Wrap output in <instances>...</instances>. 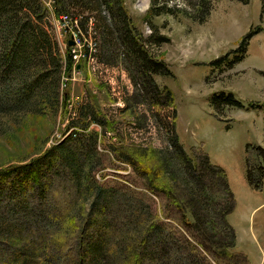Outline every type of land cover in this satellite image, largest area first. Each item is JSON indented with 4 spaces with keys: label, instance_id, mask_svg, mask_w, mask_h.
<instances>
[{
    "label": "trees",
    "instance_id": "obj_1",
    "mask_svg": "<svg viewBox=\"0 0 264 264\" xmlns=\"http://www.w3.org/2000/svg\"><path fill=\"white\" fill-rule=\"evenodd\" d=\"M234 1L247 4L249 0ZM187 2L193 6L192 1ZM210 2L198 0V12L188 16L203 22ZM261 9L264 14V0ZM52 10L56 18L65 16L71 23L78 20L84 30L90 22L94 24L92 29L100 34L102 45H96L93 62L115 67L120 61L131 74L136 93L124 97L125 110L121 111L135 109L134 103L146 105L145 113L153 123L164 120L162 129L165 127L169 137L162 138L164 149L148 139L145 146L126 144L118 133L125 122L97 109L95 96L74 106L68 125L72 131L64 130L61 141L0 168V264H248L243 253L233 250L235 236L225 220L235 202L224 172L201 148L193 147L188 154L183 150L174 134V112L159 118L154 113L158 105L171 107L173 96L166 88L158 89L152 78L172 74L150 55L134 32L122 0H53ZM148 16L152 17L151 11ZM46 17L47 10L39 0H0V112L25 109L36 92L45 88L51 107L60 105L63 120L68 114V89L59 95V104L54 88L61 65L49 53ZM260 31H250L242 38L239 56L226 69L243 59L249 39ZM154 37L146 42L159 44L164 39ZM109 49L114 55L107 54ZM40 50L47 52L50 68H46L45 58H40ZM225 60L220 58L215 64ZM73 62L68 52V73ZM95 87L106 92L103 83ZM223 96L217 97L215 104L220 101L243 108L230 94ZM249 108L264 110V104H250ZM145 113L131 124L135 135L145 126ZM91 125L98 126L104 136H117L116 145H112L115 155L144 177L148 192L163 194L175 204L184 232L175 225L160 227L153 222L148 205L94 181L93 174L102 164L98 152L102 135L90 129ZM259 152L264 157V150ZM248 176L254 188L249 170Z\"/></svg>",
    "mask_w": 264,
    "mask_h": 264
},
{
    "label": "rangeland",
    "instance_id": "obj_2",
    "mask_svg": "<svg viewBox=\"0 0 264 264\" xmlns=\"http://www.w3.org/2000/svg\"><path fill=\"white\" fill-rule=\"evenodd\" d=\"M39 1L47 10L44 32L50 42L49 53L61 65L59 81H54V88L57 96L66 89L70 93L68 114L63 120L59 116L60 105L51 107V97L45 88L36 92L25 109L0 112V168L16 164L61 141L64 130L72 131L68 125L73 107L89 101L91 95L95 96L97 109L110 118L123 119L125 125L118 127V133L124 143L145 146L148 139L152 145L164 149L166 143L162 138L169 137L164 133L165 127L162 129L164 120L153 123L145 113L147 106L137 103H134L135 109L121 111L125 110L124 97L136 93L131 74L126 72L122 62L117 61L115 67L93 62L91 55L96 45H102L100 34L92 29L94 24L90 22L84 30L78 20L71 23L65 16L54 17L53 0ZM191 1L192 7L187 0H122V4L134 32L141 37L150 55L164 63L172 74L152 78L158 89L166 88L173 96L170 108L158 105L154 113L159 118L163 113L170 116L174 112L177 115L174 134L183 150L188 154L193 147L201 148L211 163L224 172L235 202L232 212L225 218L235 236L233 250L243 253L248 264H264V157L259 152V149L264 150V110L249 108L250 104H264L261 0H249L247 4L211 0L209 14L203 22L188 16L198 12V0ZM150 11L152 17L149 18ZM259 28L261 31L249 39L243 59L226 69L239 56L237 49L242 38ZM153 36L154 40L164 39L159 44L147 43ZM68 52L77 57L73 58L69 73L65 66ZM102 52L105 53L103 48ZM46 53L40 50V58H45L46 68H50ZM107 54L114 55L112 49L107 50ZM225 57V62L215 64ZM64 71L67 73L62 76ZM99 83L106 86V92L95 87ZM222 94V99L230 94L243 108L228 107L220 101L215 104ZM57 99L60 104L61 97ZM141 113L146 114L145 126L135 135L131 124ZM90 129L102 135L98 146L102 164L93 174L94 181L148 205L153 222L160 227L175 225L184 232V228L179 227L175 204L163 194L148 192L144 177L136 175L133 167L125 165L115 155L112 145H116L117 136L113 133L104 136L96 125H91ZM188 219L193 221L191 217Z\"/></svg>",
    "mask_w": 264,
    "mask_h": 264
},
{
    "label": "built area",
    "instance_id": "obj_3",
    "mask_svg": "<svg viewBox=\"0 0 264 264\" xmlns=\"http://www.w3.org/2000/svg\"><path fill=\"white\" fill-rule=\"evenodd\" d=\"M74 57H75V56H74ZM74 57H73V58H74ZM76 58H77V57H75V59H76ZM79 58H81V56H79ZM79 58H78V59H79ZM78 59H77V60H78ZM77 60H76V61H77Z\"/></svg>",
    "mask_w": 264,
    "mask_h": 264
},
{
    "label": "water",
    "instance_id": "obj_4",
    "mask_svg": "<svg viewBox=\"0 0 264 264\" xmlns=\"http://www.w3.org/2000/svg\"><path fill=\"white\" fill-rule=\"evenodd\" d=\"M69 45L71 46V45H72V43L70 42V43H69Z\"/></svg>",
    "mask_w": 264,
    "mask_h": 264
}]
</instances>
